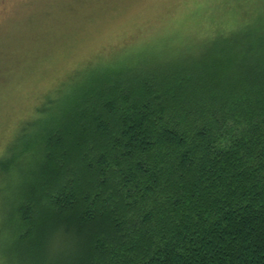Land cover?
<instances>
[{
    "label": "trees",
    "instance_id": "obj_1",
    "mask_svg": "<svg viewBox=\"0 0 264 264\" xmlns=\"http://www.w3.org/2000/svg\"><path fill=\"white\" fill-rule=\"evenodd\" d=\"M241 22L94 69L21 125L0 155L13 263L264 264V11Z\"/></svg>",
    "mask_w": 264,
    "mask_h": 264
},
{
    "label": "rangeland",
    "instance_id": "obj_2",
    "mask_svg": "<svg viewBox=\"0 0 264 264\" xmlns=\"http://www.w3.org/2000/svg\"><path fill=\"white\" fill-rule=\"evenodd\" d=\"M263 2L0 0V155L23 123L90 71L138 52L199 55L233 37L243 18L264 11ZM14 260L0 249V264Z\"/></svg>",
    "mask_w": 264,
    "mask_h": 264
}]
</instances>
